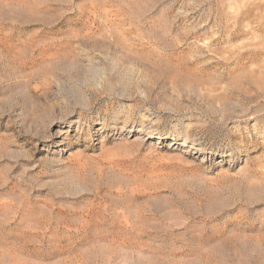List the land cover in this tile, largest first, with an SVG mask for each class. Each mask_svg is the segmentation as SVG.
<instances>
[{
    "label": "rangeland",
    "instance_id": "374dc122",
    "mask_svg": "<svg viewBox=\"0 0 264 264\" xmlns=\"http://www.w3.org/2000/svg\"><path fill=\"white\" fill-rule=\"evenodd\" d=\"M0 264H264V0H0Z\"/></svg>",
    "mask_w": 264,
    "mask_h": 264
}]
</instances>
